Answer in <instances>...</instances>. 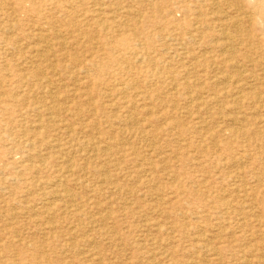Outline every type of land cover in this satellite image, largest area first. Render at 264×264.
I'll use <instances>...</instances> for the list:
<instances>
[{
	"label": "rangeland",
	"instance_id": "obj_1",
	"mask_svg": "<svg viewBox=\"0 0 264 264\" xmlns=\"http://www.w3.org/2000/svg\"><path fill=\"white\" fill-rule=\"evenodd\" d=\"M229 5L0 0V264H264V39Z\"/></svg>",
	"mask_w": 264,
	"mask_h": 264
},
{
	"label": "bare ground",
	"instance_id": "obj_2",
	"mask_svg": "<svg viewBox=\"0 0 264 264\" xmlns=\"http://www.w3.org/2000/svg\"><path fill=\"white\" fill-rule=\"evenodd\" d=\"M244 3H245V8L244 7H241L239 5H229L228 8H229V11H232L233 14L236 16L237 19H240V20H246L247 23L250 24V26L252 28H258V34H254V35H249L248 34V37L250 39H264V0H244ZM218 5V4H217ZM222 12L220 11L219 14H221ZM227 13V12H226ZM227 18V17H226ZM170 19V18H169ZM222 19V18H221ZM245 21V22H246ZM188 34V33H187ZM136 35V34H135ZM133 36V35H132ZM220 36L221 40H225V41H228V39H234L235 38H231L226 32L224 31H221L219 34H217V37ZM226 36H228L229 38H227ZM236 37H238V32H236ZM149 37V36H148ZM200 39H203V36L200 37ZM41 42V41H40ZM50 48V47H49ZM235 48V47H234ZM231 49V48H230ZM225 50V49H224ZM96 53V52H95ZM112 55V54H111ZM120 65V64H119ZM127 65V64H126ZM126 68V67H125ZM122 71V70H121ZM244 73V72H243ZM246 73V72H245ZM68 74V73H67ZM116 75V74H115ZM114 75V76H115ZM139 83V82H138ZM128 84V83H127ZM134 86V85H133ZM130 88V87H129ZM119 89V88H118ZM106 96V95H105ZM234 96V95H233ZM227 97V96H226ZM90 111V110H89ZM226 115V114H225ZM39 116V115H38ZM126 116V115H124ZM230 121V119H229ZM178 125V123H177ZM45 128H46V125H45ZM129 130V129H128ZM20 137V136H19ZM26 137V136H25ZM21 138V137H20ZM25 140V139H23ZM93 141V140H92ZM50 143V142H49ZM83 144V143H82ZM94 147V146H93ZM113 155V154H112ZM112 160V159H111ZM107 162V160H106ZM150 162V161H149ZM96 163V162H95ZM109 163V162H108ZM109 165V164H108ZM170 165V164H169ZM93 166H94V163H93ZM137 166V165H136ZM171 166V165H170ZM168 170V169H167ZM68 171V170H67ZM106 171V170H105ZM107 172V171H106ZM147 172V171H146ZM66 174V172H65ZM168 174V173H167ZM140 177V176H139ZM103 179V178H102ZM181 191V190H180ZM177 193H179V191H177ZM50 197V196H49ZM204 199V198H203ZM252 200V199H251ZM208 201V200H207ZM250 201V200H249ZM43 203V202H42ZM181 204V202H179ZM178 203V204H179ZM168 205V203H166ZM176 204V203H174ZM177 205V204H176ZM174 206V205H173ZM172 206V207H173ZM179 206V205H178ZM177 206V207H178ZM175 207V206H174ZM189 208V207H188ZM8 209V208H7ZM211 209V208H210ZM10 210V209H9ZM48 210V208H47ZM164 210V209H163ZM213 210V209H212ZM77 212V211H76ZM159 212V211H158ZM157 212V213H158ZM176 212V211H175ZM203 212V211H202ZM46 213V212H45ZM169 213V212H168ZM43 214V213H42ZM189 214V213H188ZM134 216V215H133ZM188 216V215H187ZM224 216V215H223ZM136 217V216H135ZM222 217V216H221ZM225 218V217H224ZM185 220V219H184ZM192 221V220H191ZM148 222V221H147ZM184 225V224H183ZM182 226V225H181ZM193 226V225H192ZM167 227V226H166ZM187 228V227H185ZM194 228V227H193ZM200 229V228H199ZM211 229V227H210ZM180 230V229H179ZM198 230V229H197ZM187 231V230H186ZM200 231V230H198ZM207 232V230H206ZM190 233V232H189ZM194 233V232H193ZM158 234V233H157ZM159 235V234H158ZM164 235V233H163ZM14 241V240H13ZM170 243V242H169ZM194 243V242H193ZM195 246V245H193ZM154 247V246H153ZM202 247V246H201ZM156 248V247H154ZM196 248V247H194ZM157 249V248H156ZM202 250V249H201ZM171 251V250H169ZM203 251V250H202ZM153 252V251H152ZM195 252V251H194ZM139 254V253H138ZM142 255V254H141ZM202 256V255H201ZM255 256V255H254ZM177 264V263H176Z\"/></svg>",
	"mask_w": 264,
	"mask_h": 264
}]
</instances>
